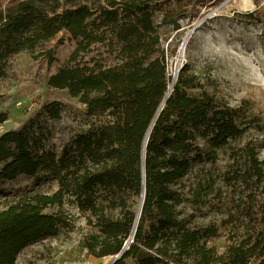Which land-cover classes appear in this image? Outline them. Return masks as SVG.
Segmentation results:
<instances>
[{
  "label": "trees",
  "instance_id": "trees-1",
  "mask_svg": "<svg viewBox=\"0 0 264 264\" xmlns=\"http://www.w3.org/2000/svg\"><path fill=\"white\" fill-rule=\"evenodd\" d=\"M208 1L0 0V78L11 56L34 52L64 31L75 47L47 85L67 90L93 120L55 150L47 142L48 121L59 120L64 106L54 100L0 134V182L27 177L34 185L47 179L58 185L51 194L20 188L2 203L0 264H15L28 244L71 229L73 220L61 209L66 203L99 231L85 240L90 254L123 250L111 264H264V158L255 143H242L247 126L237 122L239 110L202 90L187 66L166 95L158 29L178 28L179 19L194 17ZM38 55L55 61L51 49ZM5 120L0 114V125ZM198 139L204 152L190 158ZM224 150L219 190H226L229 208L218 226L192 225L178 206L201 204L213 179L187 197L172 184ZM143 190L129 242L136 216L127 201ZM52 207L59 210L47 212ZM222 227L230 229V243L218 253L208 241Z\"/></svg>",
  "mask_w": 264,
  "mask_h": 264
},
{
  "label": "rangeland",
  "instance_id": "rangeland-1",
  "mask_svg": "<svg viewBox=\"0 0 264 264\" xmlns=\"http://www.w3.org/2000/svg\"><path fill=\"white\" fill-rule=\"evenodd\" d=\"M197 9L194 17L188 15L179 19L178 28L162 25L158 29L169 80L168 92L172 90L182 67L187 66L188 73L196 77L202 90L214 96L219 104L239 110L237 122L247 126L242 143H255L260 158H264V0H210L197 6ZM195 25L196 29L188 36ZM74 47L75 42L62 31L42 48L34 52H20L7 60L5 74L0 78V114L6 115V120L0 125V134L19 128L34 117L45 103L54 100L64 107L59 120L48 121L50 134L47 142L50 146L59 150L75 132L88 128L93 120L86 117L85 107L77 98L71 97L67 90L47 85L49 76L68 59ZM48 49L52 50L55 58L52 64L38 55ZM255 118L259 119L258 125L254 123ZM204 149L205 141L198 139L188 157L203 153ZM228 152L221 151L214 163H195L189 176L172 184L173 189L187 197L193 188L205 190L209 178L213 179L209 194L201 204L193 206L185 201L178 206L182 216L191 219L192 225L218 226L222 214L229 208L226 190H219ZM20 188L51 194L58 185L53 179L34 185L27 177L2 181L0 206ZM143 202V191L127 201L136 216L129 242L133 239ZM61 209L73 220V227L60 229L54 236L28 244L17 255L15 264H111L115 255L95 257L85 247L86 239L99 234L97 227L88 224L86 215L80 214L74 205L66 203ZM58 210V207H52L47 212ZM117 216L119 214L115 213ZM229 231L227 227L219 228L217 237L210 238L208 245L218 253L223 252L230 243L227 237ZM126 263L134 264L131 259Z\"/></svg>",
  "mask_w": 264,
  "mask_h": 264
},
{
  "label": "water",
  "instance_id": "water-1",
  "mask_svg": "<svg viewBox=\"0 0 264 264\" xmlns=\"http://www.w3.org/2000/svg\"><path fill=\"white\" fill-rule=\"evenodd\" d=\"M196 27H197V25H195V26L193 27V29L189 32L188 36L191 35V33L196 29ZM188 36H187V37H188ZM166 95L168 96V95H169V92H167ZM148 135H149V133H148ZM148 135H147V137H146L145 144L147 143ZM144 196H145V191L143 190V198H144ZM140 213H141V210H140V212H139L138 217L140 216ZM126 247H127V244H126ZM126 247L124 246V249H125ZM122 252H123V250H122L119 254H117V255L115 256V258H114V260H113L112 262H114L117 258H119L120 255L122 254Z\"/></svg>",
  "mask_w": 264,
  "mask_h": 264
},
{
  "label": "bare ground",
  "instance_id": "bare-ground-1",
  "mask_svg": "<svg viewBox=\"0 0 264 264\" xmlns=\"http://www.w3.org/2000/svg\"><path fill=\"white\" fill-rule=\"evenodd\" d=\"M187 39H188V37H186V38H185L184 42H186V41H187Z\"/></svg>",
  "mask_w": 264,
  "mask_h": 264
}]
</instances>
